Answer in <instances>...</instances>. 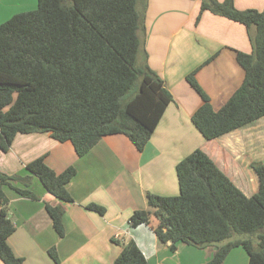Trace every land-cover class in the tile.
Returning <instances> with one entry per match:
<instances>
[{"label":"trees","instance_id":"1","mask_svg":"<svg viewBox=\"0 0 264 264\" xmlns=\"http://www.w3.org/2000/svg\"><path fill=\"white\" fill-rule=\"evenodd\" d=\"M146 3L38 0L34 10L19 12L0 24V152L9 151L18 133L33 132H50L60 142L71 141L79 156L113 134L126 135L138 150H144L174 100L163 78L147 63ZM206 10L244 24L253 46L252 53L237 51L245 77L219 110L196 78L201 66L187 76L202 98L192 121L205 139L212 140L264 117V11L240 10L234 0H201L200 13ZM252 167L260 185L247 196L197 148L176 166L180 193L148 192L149 208L135 210L129 223L149 225L155 214L159 223L154 232L162 242H170L173 251L179 243L217 246L204 264H221L237 246L246 249L249 264H264V162L254 161ZM27 169L26 176L0 171V259L4 264L24 262L9 243L16 227L8 215L10 200L4 186L39 200L29 188L37 176L58 199L74 201L67 185L77 173L75 166L57 172L43 155L29 162ZM15 181L24 186H16ZM87 207L106 212L97 203ZM46 209L55 231L64 237V206L46 203ZM49 254L60 262L56 247ZM112 264L150 263L130 239Z\"/></svg>","mask_w":264,"mask_h":264},{"label":"crops","instance_id":"2","mask_svg":"<svg viewBox=\"0 0 264 264\" xmlns=\"http://www.w3.org/2000/svg\"><path fill=\"white\" fill-rule=\"evenodd\" d=\"M234 2L240 10L264 11V0ZM37 3L0 0V24L19 12L34 10ZM200 9L201 0H147V63L163 78L174 100L144 150H138L126 135L113 134L102 137L88 153L79 156L71 141L60 142L50 132H33L18 133L9 151L0 152V171L10 175H28L27 164L43 155L57 172L69 166L77 169L67 185L72 202L58 199L37 176L32 177L29 188L39 200L3 187L10 200L8 215L16 227L9 243L24 258L23 264H112L130 239L137 242L150 264H204L212 258L215 245L200 248L179 243L177 250H171L170 242H162L154 232L159 223L155 214L149 225L132 227L129 223L135 210L149 208L148 192L166 196L180 193L176 166L197 148L247 196L259 189L252 162H264V117L212 140L205 139L192 121L202 98L188 82V74L201 66L196 78L214 109L219 110L245 77L237 51H253L244 24L209 10L200 13ZM14 184L24 186L17 181ZM46 203L64 206V237L55 231ZM90 203L104 206L106 212L89 209ZM52 247L57 249L59 263L49 254ZM0 264H4L1 259ZM221 264H249V255L243 246H237Z\"/></svg>","mask_w":264,"mask_h":264},{"label":"rangeland","instance_id":"3","mask_svg":"<svg viewBox=\"0 0 264 264\" xmlns=\"http://www.w3.org/2000/svg\"><path fill=\"white\" fill-rule=\"evenodd\" d=\"M215 162V161H214ZM216 163V162H215ZM218 166V165H217Z\"/></svg>","mask_w":264,"mask_h":264}]
</instances>
